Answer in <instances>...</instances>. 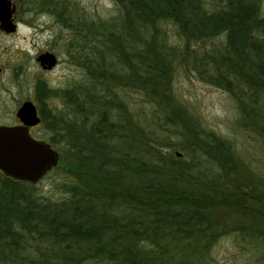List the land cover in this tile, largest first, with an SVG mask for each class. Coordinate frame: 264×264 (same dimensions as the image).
Returning a JSON list of instances; mask_svg holds the SVG:
<instances>
[{
    "label": "trees",
    "instance_id": "16d2710c",
    "mask_svg": "<svg viewBox=\"0 0 264 264\" xmlns=\"http://www.w3.org/2000/svg\"><path fill=\"white\" fill-rule=\"evenodd\" d=\"M113 1L108 16L76 0L24 1L65 27L62 50L85 76L37 83L64 195L0 170V264H218L212 246L231 232L264 264V166L173 86L188 68L227 91L264 164L262 0Z\"/></svg>",
    "mask_w": 264,
    "mask_h": 264
},
{
    "label": "rangeland",
    "instance_id": "374dc122",
    "mask_svg": "<svg viewBox=\"0 0 264 264\" xmlns=\"http://www.w3.org/2000/svg\"><path fill=\"white\" fill-rule=\"evenodd\" d=\"M24 1L12 0L16 6V31L7 33L0 28V124L11 125L20 122L16 113L25 100H32L39 107L36 101V86L39 80H44L53 87H64L71 81L85 76L82 68L72 63L67 53L62 50L68 34L65 27L52 13L29 10ZM76 1L87 14L94 16H108L116 10L113 0ZM262 10L264 12V0ZM169 35L173 40L179 39L174 30H170ZM44 51L54 52L57 56L58 61L52 68H43L37 59ZM173 86L179 96L197 109L207 128L233 139L246 158L252 160L258 168L264 166L262 149L257 141L237 126L238 108L227 91L201 80L188 68H180L176 72ZM129 96L133 107L139 104V94L136 91H131ZM49 100L50 103L62 105L61 98ZM30 131L35 137L48 140L42 123L39 122ZM52 145L63 156L60 145ZM61 178L60 171L52 169L42 176L37 184L46 195L59 197L64 195L59 185ZM232 224H236L233 219ZM259 224L264 226L262 221ZM212 254L218 264H256L253 247L247 240L241 241L232 232L218 236L212 246Z\"/></svg>",
    "mask_w": 264,
    "mask_h": 264
},
{
    "label": "water",
    "instance_id": "95a60500",
    "mask_svg": "<svg viewBox=\"0 0 264 264\" xmlns=\"http://www.w3.org/2000/svg\"><path fill=\"white\" fill-rule=\"evenodd\" d=\"M15 10L12 0H0V28L7 33L17 29ZM37 59L43 68H52L57 62L56 54L51 51L40 53ZM16 114L20 124H0V170L16 179L37 182L57 165L60 153L49 141L30 133L29 127L41 121L32 100H25Z\"/></svg>",
    "mask_w": 264,
    "mask_h": 264
},
{
    "label": "flooded vegetation",
    "instance_id": "af4514ba",
    "mask_svg": "<svg viewBox=\"0 0 264 264\" xmlns=\"http://www.w3.org/2000/svg\"><path fill=\"white\" fill-rule=\"evenodd\" d=\"M57 61H58V59H57ZM57 63V62H56ZM46 69H49V68H46ZM0 70H1V66H0ZM35 103V102H34ZM36 104V103H35ZM36 107H37V104H36ZM37 110H38V107H37ZM20 120V119H19ZM21 123V121L20 122H16V123H13V124H11V125H15V124H20ZM39 124V123H38ZM38 124H35V125H38ZM35 125H32V126H30L29 127V130H31V128L32 127H34ZM30 133H31V131H30ZM34 136V135H33ZM35 137V136H34ZM37 138V137H36Z\"/></svg>",
    "mask_w": 264,
    "mask_h": 264
}]
</instances>
